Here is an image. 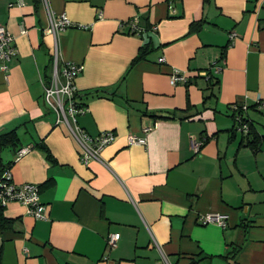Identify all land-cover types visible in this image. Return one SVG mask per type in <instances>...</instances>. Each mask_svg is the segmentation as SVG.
<instances>
[{
  "label": "crops",
  "instance_id": "0c3cea01",
  "mask_svg": "<svg viewBox=\"0 0 264 264\" xmlns=\"http://www.w3.org/2000/svg\"><path fill=\"white\" fill-rule=\"evenodd\" d=\"M48 10L74 26L54 37ZM0 24L17 48L0 70V134L14 129L17 140L0 161L15 183L38 185L46 205L42 219L18 202L0 209L9 221L0 264H155L160 254L170 264H264V139L248 145L233 117L245 103L264 135L254 106L264 101V0H0ZM55 51L58 67H83L78 124L115 134L86 165L43 99ZM173 69L188 82L172 85ZM203 72L217 84L207 88ZM129 134L146 144H128ZM191 139H204L198 152ZM208 212L227 226L201 224Z\"/></svg>",
  "mask_w": 264,
  "mask_h": 264
},
{
  "label": "built area",
  "instance_id": "2783aa9c",
  "mask_svg": "<svg viewBox=\"0 0 264 264\" xmlns=\"http://www.w3.org/2000/svg\"><path fill=\"white\" fill-rule=\"evenodd\" d=\"M46 6V0H42ZM18 4H22V0H17ZM48 27L46 31L57 36L58 32L68 27L74 26V23L67 17L65 13L54 14L48 10ZM130 22L131 31H139L137 19ZM235 33L230 34V39ZM14 35H12L3 24H0V70L7 72L9 70V62L16 55L17 48L15 45ZM165 61L163 56L158 58L159 63ZM82 65L70 61H64L61 67L57 65V53H54V63L51 75L47 81L43 82V99L48 108L55 113V123L63 124L71 134L76 143L79 161L86 165L92 159L100 160L101 151L115 139L112 130H103L96 135L86 132L77 122V115L86 112L87 107L77 99V89L74 84L76 76L81 72ZM206 79L208 74L201 73ZM170 83L172 85L177 82H186V77L181 71L173 69L170 74ZM256 109H264V101L258 100L255 104ZM235 128L248 131L249 125L243 120V114L247 112L248 106L245 103L235 104ZM151 129V126H144L142 131L144 134ZM128 144H146L145 136H137L134 134L127 135ZM191 148L194 152H198L202 146V140L191 139ZM28 147L20 148L17 157L23 155ZM9 202H18L25 207V212L34 219H42L46 217V205L41 201L38 185L33 183H15L12 180L10 168H5L0 174V207H4ZM198 220L201 224H215L221 228L227 226V216L222 213L208 212L200 214ZM119 233H110L106 237V244L109 248L116 245ZM152 245L159 249L157 242L152 239ZM25 252L27 251L24 248ZM155 264H170L163 254Z\"/></svg>",
  "mask_w": 264,
  "mask_h": 264
},
{
  "label": "trees",
  "instance_id": "16d2710c",
  "mask_svg": "<svg viewBox=\"0 0 264 264\" xmlns=\"http://www.w3.org/2000/svg\"><path fill=\"white\" fill-rule=\"evenodd\" d=\"M202 1L203 2H207L208 0H202ZM149 49H150V44L149 43L143 44L139 48V53L136 56V58L144 57L149 52ZM225 49H226V46L225 47H222V54H221V56L224 54ZM212 81L213 80L208 75V78H207V85H208V87L207 88H209L212 85H216L217 84V81H215L214 83H212ZM187 82H188V80H187ZM208 97H209V94L208 95H205L204 98H203V100L205 101ZM234 115H235V111L233 110V117H234V120H235V116ZM161 117L162 118H169L170 115H164V116H161ZM243 120L248 123V125H249L248 134H250L252 136V138L247 142L248 145H251L252 146V145L256 144L259 141V138L264 139V135H261L260 134V132L255 128L252 120H250L248 118L247 112L243 114ZM16 140H17V135H16V131L14 129L0 134V150L2 148H4L5 146H7V145H14L16 143ZM201 140H202V144H203L204 143V139H201ZM4 169H5V167L2 166V163L0 161V174L2 173V171ZM2 208L3 207H0V209H2ZM8 224H9L8 219H5L2 216V213H1V210H0V228L6 227ZM231 252L232 253H235L236 252V249H233Z\"/></svg>",
  "mask_w": 264,
  "mask_h": 264
},
{
  "label": "rangeland",
  "instance_id": "374dc122",
  "mask_svg": "<svg viewBox=\"0 0 264 264\" xmlns=\"http://www.w3.org/2000/svg\"><path fill=\"white\" fill-rule=\"evenodd\" d=\"M261 124H264V115L261 114V117H257V120L255 121V125H258V127H260L261 129H263V127L261 126Z\"/></svg>",
  "mask_w": 264,
  "mask_h": 264
}]
</instances>
